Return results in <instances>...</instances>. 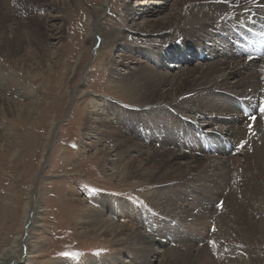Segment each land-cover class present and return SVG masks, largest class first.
<instances>
[{"label":"bare ground","instance_id":"1","mask_svg":"<svg viewBox=\"0 0 264 264\" xmlns=\"http://www.w3.org/2000/svg\"><path fill=\"white\" fill-rule=\"evenodd\" d=\"M136 4L140 5L142 2ZM53 5L49 0H0V52L4 51L5 54V52L11 51V55L14 56L26 40L33 39L32 43L35 42L38 26L44 24L47 27L50 22L54 21L53 16L48 15L49 12L43 17L41 14L43 10L48 9L47 6L52 8ZM174 7L173 11L164 9L165 14L162 17L154 16V9L143 11V27L139 29L125 27L132 34L128 37L134 42L133 49L153 43L156 44H154L155 46L162 45L163 53H159L160 60H153L152 65L143 63L134 67L127 65L131 71L127 75L113 80L118 92L120 91V98L116 99L122 105L113 101H106L104 104L98 105L91 100L92 103L86 110L88 115L86 119L87 135L92 139L93 133L97 135L96 140L90 144L91 147L97 149L94 155L99 154L104 158L102 165L111 163L114 167V171L111 173L113 177L141 178V182L144 183L142 185L149 191L147 195L142 196L145 206H138L139 204L137 205L131 200L128 203V200L120 198L115 199V203H113L107 196H104L96 201L105 210H87L88 220L86 222L93 232L100 233V236L104 237L110 235L112 240L118 244L133 249L134 252H132L136 253L135 258L141 263L129 261L130 264H152L150 257L159 253L155 246L164 245L169 240L156 239L149 235L152 226L146 222L144 217L150 211L154 213L151 216L157 232L160 234L166 232L171 237H177L174 239L175 242H183V245L191 247L201 245L202 240L203 242L207 240L211 244L222 242L227 250H231L232 246L236 245L246 257L261 258L262 248H264V219L261 216L264 212V75H260L253 68L261 67V70L264 71V57L260 60L244 57L233 46V43L236 42V35L228 30L230 28L228 26L237 29V25L243 24V18L254 19L257 15L262 14L264 0H177V5ZM105 8L106 4H103L99 10H105ZM251 10L256 15H252ZM147 14L150 17H147ZM224 21L226 23H222ZM222 26L223 28H221ZM107 29L102 40L115 43L116 40L121 39L119 28L112 26ZM224 30L231 41L219 39L217 42L220 34L225 33ZM9 31L13 34L12 37L8 35ZM213 35L218 37H213ZM92 36L93 34H90V38ZM204 39H206V43L210 42L211 47H218L217 50L215 48L209 50L212 57L218 58L217 61L208 63L205 69L199 71V74H196L198 68L189 70L190 67L182 66L183 64H180L182 66L180 73L174 77H169L160 71L164 59L172 61L180 59V62L183 60L187 62V57H185L187 54L189 55L197 48L202 52ZM112 44L110 47H113ZM129 47L131 46L129 45ZM154 48L150 49L154 50ZM129 51L131 52V50ZM184 52L185 55H183ZM129 58H133V56H129L128 60ZM221 69L227 71L226 76H223L222 79L219 77L220 75H217ZM247 71H251V73L245 82V87L238 90L232 80H239ZM225 72L223 71L221 75L223 73L225 75ZM1 74L2 72H0ZM1 78L0 88L4 90L3 92L10 91V85L17 82L10 80V82L4 81V83ZM215 88L219 90L220 100L235 96L229 107L221 105L220 101L214 99H201V91H210ZM236 97L255 101L254 105L257 109L260 108V112L254 117L253 115L249 118L246 117L234 105ZM198 100L203 103L199 104ZM257 102L260 106H257ZM15 103L0 96V107L5 109V113L15 114L17 109ZM201 107L203 109L212 108L218 114L223 125H228V132H225L224 127L222 130L216 129L219 125L214 126L210 132H208L210 128L204 131L198 124L181 116L178 113L181 111H176V109L188 110L193 114L192 119H195L194 115L202 116ZM156 110H167L168 114L155 115ZM214 115L208 116L206 122H212V117H216ZM197 122L200 121L197 120ZM201 122L203 123V121ZM54 131L56 129L53 130V133ZM100 134H103L104 137H100ZM7 141L10 142H8L9 144L12 143V140ZM104 142H108L111 149H108L106 145L102 146ZM238 143L239 146L236 148ZM209 144L211 148L215 149L217 155L227 154L230 147L234 148L232 154L237 153L238 149L241 151L242 148L249 150V154L246 161L241 163L223 160L222 156L225 155L213 157V155H209L210 153L207 154L208 151L205 148ZM6 145V142L0 140L1 150H6ZM47 149L42 152L43 159L46 161L49 156ZM162 168L165 169L163 177L169 179L159 181L158 175ZM218 171L220 180L213 181V185L209 184L214 189L200 186L199 181L202 183L207 178L209 180L211 175ZM233 171L234 176L231 179ZM200 176L205 177L199 178ZM205 184L207 183L205 182ZM189 187L192 189L189 190ZM227 188L226 196L228 195L229 199L223 203L222 208L220 206L216 209L213 203L217 204L222 197H225ZM191 200H193L194 207L189 211L188 206L191 205ZM26 203L23 216L24 224L30 227V224L28 225L31 217L29 212L32 209L35 215L37 211L36 207L30 208L29 203L31 204V202ZM197 208L204 209L206 213L192 212ZM105 211L112 216L120 213L122 214L120 217L125 221L116 223L108 220L104 217ZM182 213H186L187 217ZM203 218H205L204 225H210L211 222L217 221L215 225L220 230L215 233L207 231L206 235L204 232L206 238L201 237V232L196 230L198 223H195L194 220L200 222V219ZM173 221L181 226H176ZM191 221H194L195 224H192ZM27 227L25 231H28V234L24 231L26 237L19 233L9 246L2 249L0 264H10L11 261L13 264H29L32 259L29 246L31 235ZM181 227L184 228V231L180 230ZM198 230L200 231V229ZM188 241L189 244H186ZM179 250L182 248L180 247ZM204 251V248L196 249L195 252L193 249L187 255H183L172 248L168 250L166 247L163 255L159 256V262L160 264H210L212 261ZM115 260L120 261L121 258L115 256ZM225 264H242V262L239 259H227ZM256 264L262 263L258 260Z\"/></svg>","mask_w":264,"mask_h":264},{"label":"rangeland","instance_id":"2","mask_svg":"<svg viewBox=\"0 0 264 264\" xmlns=\"http://www.w3.org/2000/svg\"><path fill=\"white\" fill-rule=\"evenodd\" d=\"M49 1L54 4L53 7L47 6L48 9L43 10L41 14L43 17L49 12L48 15L53 16L54 21L53 23L50 22L47 27L44 24H40L38 28L35 26L37 28L35 42L32 43L33 39L26 40L22 45L23 48L21 47L14 56L11 55V51L5 52V54L4 51H2L3 53L0 52V72H2L0 78L2 77L1 79L6 83L10 80L17 81L14 85H10V91L3 92L4 90L0 88L1 98L9 100L11 103L16 102L15 108H17L15 114H9L4 112L3 107H0V140L6 142L7 145L10 143L7 140H12L8 147L6 145L9 152L7 149H0V253L4 247L11 244L14 237L19 233L27 236L25 233L28 234V231H25L27 224H24L23 216L25 215L26 202H31V204L29 203L30 208L36 207L37 214L35 216L32 209L29 212L31 217L28 225L30 224L31 228L27 227V230L29 229L31 235L29 246L32 255L29 264L141 263L135 258L136 253H133L134 250L130 249L129 246L118 244L112 240L110 235L100 236V233L93 232L86 222L88 220L87 210H105L96 201L104 198V196H107L113 203H115V199L120 198L125 201L128 200V203L133 201V203L139 204L138 206L144 207L142 196L149 192L142 185L144 183L139 177L131 179L123 176L119 178L111 176L114 171L111 163V166L102 165L104 158L99 154L94 155L97 149L91 147L90 144L96 140L97 135L93 133V139L87 135L86 119L88 115L86 110L90 107L91 100L98 105H102L106 101H113L122 105L116 99L120 98V91L118 92L113 80L119 79L131 71L127 65L131 67L140 63L152 65L155 60H160L159 53H163L162 45L155 46L156 44L153 43L133 49L132 44L134 42L128 37L132 34L125 27L130 26L133 29L143 27V11L154 9V16L162 17L165 14L164 9L174 10L177 0ZM138 2H142V4L135 5ZM103 4H106L105 10H99ZM131 11L135 12L132 13ZM134 17L135 20L133 21ZM147 17L150 15L147 14ZM112 26L119 28L121 35V39L116 40L115 43L102 40L108 30L107 28L110 29ZM122 30L123 32H121ZM90 34H93L92 38H90ZM224 34L226 35V33ZM8 35L12 37L13 34L9 31ZM56 35L58 36L56 37ZM213 37L218 36L213 35ZM219 39L218 37L217 42ZM205 40L203 43L205 49H202L206 54L204 59L198 57L199 48H197L185 56L187 62L184 60L180 62V59L174 61L164 59L160 71L169 77H174L180 73V68L185 66L190 67L189 70L198 68L196 74H199V71L205 69L208 63L218 59L209 54L210 49L215 48L217 50L218 47H211L210 42L206 43ZM111 44L113 47H110ZM151 47H155L154 50H151ZM19 54L20 56H18ZM185 54L184 52L183 55ZM23 56L25 57L23 58ZM127 56H133V58L128 60ZM137 62L139 63L137 64ZM253 69L258 71L260 75H264L261 67ZM220 71L217 75H220L219 77L222 79L223 76H226L227 71L225 72L223 69ZM223 71L225 75L224 73L221 75ZM249 73L251 71L244 72L245 75L239 80H232L238 90L244 89ZM200 93L202 100L214 99L227 107L235 98L232 95L233 97L230 99L222 98L220 100L218 88ZM200 101L198 100V103L202 104L203 101ZM18 104H21V107ZM201 108L202 116L194 115L195 119H192L193 114L189 113L188 110L176 109V111H181L178 112L181 116L198 124L204 131L210 128L208 131L210 132L214 126L219 125L216 129L222 130L224 127L225 132H228V125H223L218 114L212 108ZM166 111L156 110L155 115L161 113L166 115L168 114ZM213 115L216 116L215 118L212 117L213 121L206 122V118ZM207 121L210 120L207 119ZM55 129L54 134L53 130ZM176 132L178 134V131ZM101 136L104 137L103 134H100ZM104 145L111 149L108 142H104L102 146ZM45 149L49 151L47 161L43 159L42 155ZM242 149L241 151L238 149V152L234 154H232L234 150L228 152L229 154H222L225 156L217 155L213 151H208L207 154L210 153L209 155H213V157L222 156L223 160L241 163L246 161L245 159L249 154V150ZM132 154L134 155V153ZM164 170L163 168L160 170L159 181L169 179L163 177ZM219 173L218 171L216 174H212L211 177L209 176V180L207 178L202 183L198 180V183L202 188L214 189L212 183L220 180ZM233 176L234 171L230 178L233 179ZM202 177L205 176L199 178ZM191 189L192 187H189V190ZM227 191L228 188L225 191V197H222L217 204L213 203L216 209L220 207L221 202L223 205L229 199V196H226ZM192 201L191 205L188 206L189 211L194 207ZM3 205L4 207H2ZM28 210L30 209L28 208ZM148 211L146 212L148 213ZM151 212L144 217L146 222L152 226V234L149 231V235L156 239L163 238L165 241L169 239L164 245L155 246L159 253L150 257L152 264H160L159 256L163 255L166 247L168 250L172 248L183 255H187L193 249L195 252L196 249L204 248V252H207L206 254L211 259L212 264L214 262L225 264L227 259H239L242 264H256L260 260V263L264 264V248H262L261 258H249L236 245H233L231 250H227L222 242L211 244L207 240L205 242L202 240V244H198L197 247L185 246L182 244L183 242H175L174 239L177 237H171L166 232H162L165 235L157 232L151 216L154 213ZM192 212L206 213L201 208L194 209ZM104 213V217L108 220L116 223L125 221L124 218L120 217L122 215L120 213L114 216L106 213V211ZM182 215L187 217L186 213H182ZM261 216L264 219V212ZM194 221L198 223L196 224L197 228L194 227L198 232H201V237L206 238L207 231L215 233L220 230L215 225L217 221L211 222L210 225H204L205 218L200 219V222L199 220ZM194 221L191 223L195 224ZM174 222L176 223L173 221V224H175ZM180 222L184 223L183 221ZM175 225L179 226L178 223ZM182 229L184 231L183 227L180 230ZM186 244H189V241ZM180 247L182 250H179ZM115 256L121 260L116 261ZM157 256L158 258H156ZM9 263L13 264V261Z\"/></svg>","mask_w":264,"mask_h":264},{"label":"snow or ice","instance_id":"3","mask_svg":"<svg viewBox=\"0 0 264 264\" xmlns=\"http://www.w3.org/2000/svg\"><path fill=\"white\" fill-rule=\"evenodd\" d=\"M221 207H222V203H221V205H220Z\"/></svg>","mask_w":264,"mask_h":264}]
</instances>
